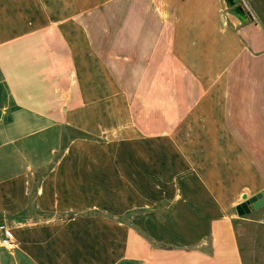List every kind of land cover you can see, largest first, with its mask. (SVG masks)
<instances>
[{
    "label": "crops",
    "instance_id": "0c3cea01",
    "mask_svg": "<svg viewBox=\"0 0 264 264\" xmlns=\"http://www.w3.org/2000/svg\"><path fill=\"white\" fill-rule=\"evenodd\" d=\"M238 2L0 0V264H264L235 211L264 190V0Z\"/></svg>",
    "mask_w": 264,
    "mask_h": 264
},
{
    "label": "rangeland",
    "instance_id": "374dc122",
    "mask_svg": "<svg viewBox=\"0 0 264 264\" xmlns=\"http://www.w3.org/2000/svg\"><path fill=\"white\" fill-rule=\"evenodd\" d=\"M191 128L192 126L189 124L181 125L179 127V134L186 136L191 133ZM239 219L240 221H244L241 222L244 224H242V226L238 224V228L244 230L248 237L250 251L259 256V258H257V263H259L261 259L264 260V205L258 211L240 217ZM262 263H264V261Z\"/></svg>",
    "mask_w": 264,
    "mask_h": 264
},
{
    "label": "water",
    "instance_id": "95a60500",
    "mask_svg": "<svg viewBox=\"0 0 264 264\" xmlns=\"http://www.w3.org/2000/svg\"><path fill=\"white\" fill-rule=\"evenodd\" d=\"M229 14L233 16L240 24L248 21V15L244 11L238 0H223ZM264 204V190L257 195L247 199L245 202L237 205L235 211L238 217H244L254 211H258Z\"/></svg>",
    "mask_w": 264,
    "mask_h": 264
},
{
    "label": "built area",
    "instance_id": "2783aa9c",
    "mask_svg": "<svg viewBox=\"0 0 264 264\" xmlns=\"http://www.w3.org/2000/svg\"><path fill=\"white\" fill-rule=\"evenodd\" d=\"M0 237L1 246L10 251L16 248V241L8 235L7 226L3 222H0Z\"/></svg>",
    "mask_w": 264,
    "mask_h": 264
},
{
    "label": "bare ground",
    "instance_id": "6f19581e",
    "mask_svg": "<svg viewBox=\"0 0 264 264\" xmlns=\"http://www.w3.org/2000/svg\"><path fill=\"white\" fill-rule=\"evenodd\" d=\"M247 200V199H246Z\"/></svg>",
    "mask_w": 264,
    "mask_h": 264
}]
</instances>
